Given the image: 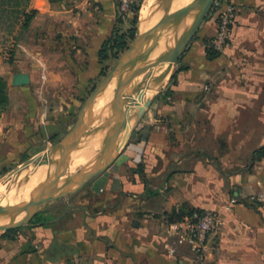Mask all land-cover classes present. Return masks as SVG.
<instances>
[{"label":"crops","instance_id":"crops-1","mask_svg":"<svg viewBox=\"0 0 264 264\" xmlns=\"http://www.w3.org/2000/svg\"><path fill=\"white\" fill-rule=\"evenodd\" d=\"M233 2L237 20L228 50L209 58L205 40L217 25L214 19L206 21L176 65L167 91L129 138L122 155L126 159H117L76 193L46 206L39 221L34 217L0 235V264H264V200H251L264 193V153L251 155L264 146V0ZM27 10L36 11L31 32L44 37L58 23L68 38L45 49L17 42L15 56L47 61L48 53L69 48L72 66L85 82L94 79L89 70L103 66L98 53L116 24V0H80L63 7L55 0H31ZM243 52L251 58L248 76L219 75L234 67ZM68 66L65 59L59 62L60 68ZM10 72L9 63L0 59V75ZM54 79L61 82L62 74ZM212 82L219 84L214 101L198 106L212 100L207 92ZM10 117L0 115V142L15 140ZM207 126L215 138L229 134L226 150H218L221 142L207 143ZM197 134L204 142L196 145L191 136ZM208 145L215 154L208 153ZM137 152L142 156L131 159ZM245 156L248 171L225 174L217 168ZM180 207L219 215L202 256L175 243L178 221L169 222L166 213Z\"/></svg>","mask_w":264,"mask_h":264},{"label":"rangeland","instance_id":"rangeland-1","mask_svg":"<svg viewBox=\"0 0 264 264\" xmlns=\"http://www.w3.org/2000/svg\"><path fill=\"white\" fill-rule=\"evenodd\" d=\"M55 1L58 4V6L63 7V6H70L71 4L79 2L80 0H55ZM174 1L173 0H150V1L134 0V10L135 8L139 10L137 31L141 27L140 19L141 17H143L142 16L143 7L146 6V8H148L150 11L152 10L151 11L152 13L150 15L151 18H149L146 23L147 25L149 24L150 26L149 29H152L157 24V22L162 18L160 14L163 13L164 11H165L164 14H166L168 11L171 10V8H173L172 4H174ZM216 1L218 0L214 1L211 10L209 11L204 21L202 22V26H200L199 30L193 36L192 40L186 47L185 51L181 54L179 61L181 60V58L183 57L184 53L187 51L191 43L197 40L203 29V25L206 21L214 19L216 25L218 24L219 12H220L219 7L223 6L222 5L223 2H221L220 0L219 1L220 4L219 3L216 4ZM117 2L118 1L116 0V4ZM153 10H156V12ZM134 17H135V12L125 17H121L117 14V20L114 28L116 27L119 33L127 32L133 26ZM33 18L31 19L27 27L24 28L18 27L17 30L12 35H5L3 33H0V59L4 62H8L11 67L10 73L5 74L4 76L0 75L1 77H4L6 81V94L8 96V100L6 102L0 103V115L1 113H4L5 117L8 115L11 116L8 119L7 123L9 124V129L11 130L10 137L15 138V140L0 142V178L7 175L10 172V170L11 169L13 170V168L16 167L18 164L23 163L25 161L29 162L36 156H39L40 158L41 154H43L44 157H50L52 150L61 145L64 146L63 151L61 152L62 153L61 157L64 156L67 152L73 153L77 151V149L85 143L84 136L86 135V133L87 134L92 133L93 136L94 135L96 136V134H99L100 132H106V128L104 127L107 124L106 120L108 119V117L111 116V112H112L111 106L109 108L110 113L108 117L106 116L102 119H99V121H95L94 117H92L93 116L92 114L93 111H92L90 122H86L79 127L78 124L81 119L82 112H84L85 114L86 110H88L89 108L88 104L92 93L104 81L106 76L118 65V63L123 58L125 53L130 49L134 41V39L129 41V45L127 49L124 50L122 53H120L117 57L110 58L106 62L105 66L99 60L100 64H102L103 66L101 68H95L89 70L90 77H94V79H91L89 83H87L85 82V80H87L86 77L81 76L80 69L72 66L73 62L70 63L69 58L73 56V53H71L70 50L68 51L69 48L65 52L53 51L52 53H48L50 54L48 56L50 58H48L47 61H45L44 59L36 60L33 58H28L30 60L27 61L26 56L20 55L22 58L20 57L17 58L15 56L17 50V42H20L26 48H30L31 45L36 44L37 46L39 47L41 46V48L45 49L46 47H48V45H50V43H52V45H55L57 42L59 43L62 40L68 38V36L63 37L64 25L61 26L58 23L56 27H53V30H50L49 32L46 33L47 36L41 37L40 31H35L34 33L31 32L30 25L31 22L33 21ZM175 21H178V19L177 18L172 19L166 24V26L170 24V22H175ZM163 29H160L157 32H155L153 35L149 36L148 44L146 46H143L142 47L143 49L140 50L135 68L132 72V74L139 75V76L135 75V78L138 77V79L135 82L136 85L143 79L147 78L150 74L152 75V73L157 71V69H155V63L159 62V60L162 59L161 57L162 55H158L160 53V48L156 52V50L153 48V45L157 43L159 39L154 44H152L151 41H153L154 38ZM160 35H162V33ZM214 35H215L214 33L210 34L207 37V40H205L206 50L209 49L208 45L212 41ZM230 45H231V39L229 40L228 45L226 46L225 49H223V51L218 52L217 50H214L212 48H210V50L218 52L220 56L228 50ZM6 50L9 52L8 56H6L4 53ZM152 54H155V56ZM61 58H64L65 60L69 61L68 67H62V68L59 67V62H61V60H64ZM237 60L238 61H236L234 67L229 66L227 68H224L219 75L248 76L250 73L249 72L250 68L248 64L249 62H251V58L249 59V55L243 52L240 54L239 59L237 58ZM20 61L21 62L23 61V63H19ZM175 67L169 72L167 80L158 88L157 92L153 94L154 96L151 100L152 102L148 104V108L144 111H141V109L138 111H133V114L136 115V117L134 120V126L131 128L132 132H130L129 136H127V141L125 142L123 148L121 149V152L118 154V157L116 159H126L122 155L123 152L126 150L129 138L132 136L136 127H139L140 125L139 123H141V119L144 113L148 109L153 107L154 102H156V99L164 91L165 92L167 91V87ZM103 72L104 75H102ZM126 72H127V66L122 65L121 68H119V71L112 78H110L109 83L106 85V86H110L113 92V97L111 101H113L117 93V90L119 88V85L122 83L125 77ZM22 73L28 74L30 76V83L25 85H18L15 83L14 80L15 75ZM57 73L62 74V81L59 83H54L52 82V80H55L54 76ZM31 77L33 78V80ZM212 83H213L212 84L213 87L209 85V89L207 90V92L210 93L209 100L210 99L212 100L209 101L208 104L202 101L198 106L207 107L209 106L210 103L214 101L216 87L219 84L214 82ZM222 85L224 87L228 86V84L224 82L223 84H221V86ZM122 104L123 103L118 104L116 110H118ZM85 118H87L86 114H85ZM207 130H208L207 133L209 135L207 137V143L213 142L214 144L215 142H219L220 144L221 142L222 146L221 147L219 146L218 150L219 151L226 150L225 147H223V145L225 144V140L229 139V134L228 133L226 135L223 134L222 136L215 138L216 133L213 131L212 127L207 126ZM191 137L193 138V141L196 142V145L199 142H204L202 140H199L198 134L195 137L194 136ZM180 138L182 139L183 137ZM233 139H236V136H234ZM108 141L109 139L104 140L102 143H108ZM262 148H264V146L254 149L251 155L255 154V152L257 154L260 153L258 151L261 150ZM102 150L103 149L97 151L93 157L99 158V155L101 154ZM214 150L215 147L211 148V145H208L209 154H215ZM91 152H93V150ZM84 154L85 153L79 155L76 159L84 156ZM140 156H142V154L137 152L136 154H133L132 158L131 157L130 158L139 159ZM93 157H91V159ZM248 160L249 159L246 156L243 159H240L239 162H236V159H227V161L222 163V166L218 165L217 168L219 169L223 167L225 174H229L235 169H244L245 171H248V166H249ZM46 161H49V159L47 158ZM137 167L139 168L140 166ZM84 168L88 169L87 163L78 166L75 169V171H73L71 174L74 175ZM12 194L13 195H10L11 197L9 198L14 197L16 191H14ZM231 198H233V196Z\"/></svg>","mask_w":264,"mask_h":264},{"label":"bare ground","instance_id":"bare-ground-1","mask_svg":"<svg viewBox=\"0 0 264 264\" xmlns=\"http://www.w3.org/2000/svg\"><path fill=\"white\" fill-rule=\"evenodd\" d=\"M203 1L204 0H175L174 4H172L173 8H171V10L168 11L166 14H164V12H165L164 11L163 13L160 14V16L164 17L165 15H167L169 13H172L174 11H179V10L183 9L184 7L192 4L193 2L201 3ZM148 4H150V3H148ZM152 7H153V5H152ZM152 7H151V9H152ZM202 8L203 7L201 5L200 7L190 11L188 16H187V20L184 23L180 22V21L170 22V24H168L161 32H159V34L154 38V40L151 41L152 44H154L159 39L158 42L153 45V48L156 50V52L160 48V53L158 55H162L161 56L162 59H160L159 62L155 63V69H157V71L162 69L164 67V65L166 64V62L164 60H166V58L172 52V47L174 46L173 41L175 39L176 33L179 32L178 38L180 36L184 35L185 33H187L188 30L193 26V23L197 19ZM151 11L148 8H146V6L143 7V9H142V16L143 17H141V19H140L141 27L139 29L142 32L147 31L150 27L149 24L147 25L146 23H147L148 19L151 18L150 17V15L152 13ZM153 11L156 12V10H153ZM154 13H153V15H154ZM161 33H163V34L160 35ZM148 40H149L148 37H145L141 40V42L139 44L140 50L143 49L142 48L143 46H146L148 44ZM144 54H145V51H144ZM152 55L155 56V54H152ZM142 71H144V70H142ZM168 74H169V72H166V73L159 75L155 80H153L152 82L147 84L138 94L131 93V96L129 97L127 102L126 101L122 102L123 104L119 107V109H121L124 106L126 111L123 114V116L121 118V124L118 127V135L122 141L121 147L124 146L125 142L127 141V136H129V133L131 132V128L134 126V120H135L136 115L133 114V111H138L141 108H143L144 106H146L147 103H149V101L154 96L153 94L156 93L158 88L167 80ZM135 75H137V74H131L128 77V81L126 83L125 92H124L125 94L130 93L131 90L133 89L134 84H135L136 80L138 79V77L135 78ZM137 76H139V75H137ZM97 97H98V98H96V100L98 101V102L96 101L97 104L95 103L96 105L94 104L92 109L86 110V113H85L88 116L89 112L93 111L92 117H94L95 121H99V119H102L106 116L108 117V115L110 113L109 112V108L111 106L110 101L112 100V97H113V92H112L111 87L110 86L102 87L99 90ZM111 111H112V107H111ZM111 114H112V112H111ZM104 128H106V132H100L99 134H96V136L95 135L93 136L92 133H90V134L88 133L89 135L86 133L87 136L86 135L84 136L85 137L84 138L85 143L82 146H80L77 149V151L70 153L66 157V160L62 161L61 166L55 172L54 177L52 178V182H51V185L53 187H57V186L61 185L62 183H64L70 177V175L72 176L71 173L73 171H75V169L80 165L87 163L88 169H91V168L98 166L100 160H97V159H99L98 157L94 158L93 156L95 155V153L97 151H99L100 149L104 150L109 145V141H108V143H102L104 140L109 139L107 124ZM63 147L64 146L61 145V146H59L53 150L51 149L52 153H51L50 157H44V155L41 154L40 158L37 157L35 159L34 166L31 165V162L25 161V162L21 163L20 165H18L17 167H15L7 175L0 178V209H1L2 205H5L7 203H15V202L22 200V199H28L30 191H33L36 188H38L39 186H41L44 183V181L46 180L49 173L50 174L52 173L54 166H55V162L58 159H61V154H62L61 152L63 151ZM92 150H93V152H91ZM83 153H85L84 156L76 159L79 155H81ZM91 157H93V158L91 159ZM47 158L49 159V161H46ZM14 191H16V194L14 195V197L9 198V197H11L10 195H13L12 193ZM27 213H25L23 216L27 215ZM9 221H10V219H7V222H9Z\"/></svg>","mask_w":264,"mask_h":264},{"label":"water","instance_id":"water-1","mask_svg":"<svg viewBox=\"0 0 264 264\" xmlns=\"http://www.w3.org/2000/svg\"><path fill=\"white\" fill-rule=\"evenodd\" d=\"M214 1L215 0H204L201 3L193 2L192 4L184 7L179 11H174L165 15L157 22V24L152 29L144 32L140 30L137 31L130 49L125 53L118 65L106 76L104 81L99 85V87L92 93L90 97V101L88 104L89 110L92 109L99 90L109 83L110 78H112L119 71V68H121L122 65L127 66L125 77L122 83L119 85L117 93L113 101L111 102L112 114L106 120L109 145L99 155L100 162L98 166L91 169L84 168L78 173L70 176L61 185L53 187L51 185L52 178L54 177L55 172L61 166L62 161L66 160V157L70 154L69 152H67L64 156L61 157V159H58L55 162L52 173L47 176L44 183L35 190L30 191L28 199H22L15 203H7L5 205H2L0 209V235L4 234L7 231L27 225L39 212L43 211L46 206L76 193L87 183H89L99 175H103V173L113 165V163L117 160L116 158L118 157V154L123 148L121 147L122 141L118 135V127L120 126L121 118L126 111L124 106L121 109L116 110L117 105L121 104L124 101L127 102L129 97L131 96V93L138 94L147 84L155 80L159 75L170 72L176 66L181 57V54L185 51L186 47L188 46L196 32L199 30L200 26H202V22L211 10ZM201 5L203 8L201 9V12L193 23V26L188 30L187 33L180 36L177 41H175V44L172 47V52L166 58V60H164L166 62L164 67L159 71L152 73V75L150 74L147 78L137 83V85L133 87L130 93L125 94L124 92L128 77L132 74L140 53L139 44L141 40L145 37L153 35L160 29H163L166 24L174 18H177L180 22H186L189 12L200 7ZM14 78L15 83L18 85H25L30 83V76L25 73L17 74ZM151 100L149 101V103H147L146 106L141 108V111H144L148 108V104L152 102ZM83 114L84 112H82L78 127L86 122H90L91 120V112H89L87 118H85V115ZM37 157L39 156H36L29 161L31 162L32 166H34V162ZM25 213H27V215L23 216ZM7 219H10V221L7 222Z\"/></svg>","mask_w":264,"mask_h":264},{"label":"built area","instance_id":"built-area-1","mask_svg":"<svg viewBox=\"0 0 264 264\" xmlns=\"http://www.w3.org/2000/svg\"><path fill=\"white\" fill-rule=\"evenodd\" d=\"M117 14L125 17L134 11V0H117ZM220 0L216 1V4ZM219 20L216 33L208 47L218 52L223 51L232 36L233 25L237 20V7L231 0H221ZM220 4V3H219ZM5 55L9 52L6 50ZM264 200V193L252 196L251 200ZM220 224L219 215L210 209L194 210L184 214L183 218L175 223L178 230L176 244L185 245L193 252L202 256L207 250V241L211 232Z\"/></svg>","mask_w":264,"mask_h":264},{"label":"trees","instance_id":"trees-1","mask_svg":"<svg viewBox=\"0 0 264 264\" xmlns=\"http://www.w3.org/2000/svg\"><path fill=\"white\" fill-rule=\"evenodd\" d=\"M30 1L31 0H0V33L12 35L18 27L24 28L29 25L31 19L36 14L35 10H27ZM138 11L137 8L133 11L135 12V17L133 19L132 28L125 33H119L115 27L111 35L102 44L98 53V58L104 66L110 58H115L126 50L129 41L135 38L137 32ZM206 51H208L207 54L211 59H215L219 56L218 52L212 51L210 48ZM102 75H104V72ZM7 100L6 81L4 77L0 76V103L6 102ZM261 153H264V148L261 149ZM194 210L197 209L180 207L176 210L175 208L172 212L166 213V217L169 222H175L181 220L184 214L191 213ZM35 220H40V213L35 216Z\"/></svg>","mask_w":264,"mask_h":264}]
</instances>
